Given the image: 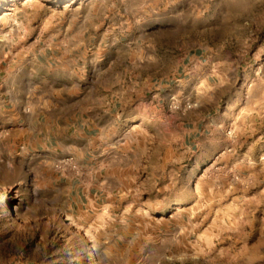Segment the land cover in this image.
I'll return each instance as SVG.
<instances>
[{"label": "rangeland", "instance_id": "374dc122", "mask_svg": "<svg viewBox=\"0 0 264 264\" xmlns=\"http://www.w3.org/2000/svg\"><path fill=\"white\" fill-rule=\"evenodd\" d=\"M0 264H264V0H0Z\"/></svg>", "mask_w": 264, "mask_h": 264}, {"label": "crops", "instance_id": "0c3cea01", "mask_svg": "<svg viewBox=\"0 0 264 264\" xmlns=\"http://www.w3.org/2000/svg\"><path fill=\"white\" fill-rule=\"evenodd\" d=\"M81 98V95L74 96L72 100L65 104V107L76 106L79 108L76 111L79 110L82 119L79 124H83L82 129L92 128L101 123V121L105 122V125H114L116 123L117 119L113 115L111 101L104 102L100 100L99 92H92L86 101Z\"/></svg>", "mask_w": 264, "mask_h": 264}]
</instances>
